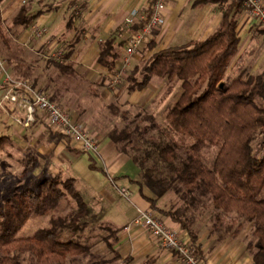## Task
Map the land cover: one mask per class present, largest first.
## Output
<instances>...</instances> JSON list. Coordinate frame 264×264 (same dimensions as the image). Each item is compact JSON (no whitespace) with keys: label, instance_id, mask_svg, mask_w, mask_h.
<instances>
[{"label":"trees","instance_id":"1","mask_svg":"<svg viewBox=\"0 0 264 264\" xmlns=\"http://www.w3.org/2000/svg\"><path fill=\"white\" fill-rule=\"evenodd\" d=\"M225 1L194 0L193 5ZM238 7L240 1L231 0L221 13L218 27L206 38L159 49L142 65L140 79L136 77L138 66H134L126 77L129 91L143 89L152 76L181 81L182 91L168 109L165 124L154 122L151 114L139 118L147 119L149 124H140L137 113L129 117L128 110L109 104L111 112L119 114L125 123L113 127L107 135L118 150L128 154L138 166L141 181L136 183L139 193L152 208L179 222L199 256L193 222L210 209L215 226L222 227L226 216L236 215L221 228L222 233H237L231 227L236 217L252 223L255 241L248 243L246 248L253 264H264V199L258 197L264 187V153L258 156L259 150L252 144L257 129L264 127V70L246 78L236 76L223 81L239 41L233 16ZM36 14L29 15L27 6L22 5L12 18V24L27 27ZM0 38H5L1 14ZM124 42L115 44L113 38L101 41L97 62L112 69ZM14 63L18 68L30 70L21 58ZM54 65L63 72L72 73L66 64L54 62ZM49 97L55 101L54 94ZM149 128H154L155 133L145 136ZM170 133L188 134L193 137V142L179 145L169 137ZM145 142L148 147L143 145ZM11 144L8 135L0 136V152ZM205 144L216 146L210 167L203 163L200 155ZM36 162L37 157L28 153L20 161V174L25 176L32 172ZM89 168L104 174L92 160ZM143 187L149 189L155 198L146 197ZM169 190L179 196L181 208L165 211L156 207L155 199ZM69 197L76 208L68 215L53 219L51 226L37 228L31 235L15 236L28 217L47 214ZM89 213L90 208L75 179L63 178L61 173L44 177L36 187L27 185L13 191L0 203V264H22L18 255L21 253H28L37 264H63L68 257L90 254L89 244L63 236L65 231L69 234L81 230ZM109 232L112 239L105 236L103 242L113 250L116 235L111 229ZM113 252L112 258L98 259L91 264H104L118 258Z\"/></svg>","mask_w":264,"mask_h":264},{"label":"crops","instance_id":"2","mask_svg":"<svg viewBox=\"0 0 264 264\" xmlns=\"http://www.w3.org/2000/svg\"><path fill=\"white\" fill-rule=\"evenodd\" d=\"M230 1L226 0L221 4L193 5L194 0H165L162 10L163 24L153 29L151 35L139 50L142 49L143 52L151 54L168 46L182 45L191 40H203L218 27L221 13ZM261 1L264 3V0ZM151 3L152 0H1L0 14L3 26L10 27L14 36L17 35L18 37L15 40L24 45L34 59H38L39 56L44 54L50 59L60 60L63 53L57 46L60 44L57 43V38L68 39L73 37L76 42L79 39L92 40L91 44L84 46L82 49L76 46L68 57L65 56V61L61 59L60 61L58 60V63L70 66L68 62L75 59L78 62L76 71L83 74L86 80L99 85V93L103 98L106 97V89L116 85V83L111 84V79L120 66L123 47H120L119 56L115 60L113 68L109 70L97 62L98 42L113 38L115 43V38L118 36L116 34L123 28L125 29V31L124 29L122 30L124 41L128 33L135 29V26H139V23L134 26H128L125 23V19L128 16H134L138 22L140 16L148 18ZM22 5L27 6L29 15L37 13L36 16L27 27L20 24L10 26L11 19L17 14ZM233 16L235 19V32L239 41L236 53L232 57L227 70H241L245 69L247 58L253 56L256 50L257 38L260 41L264 40V25L256 23L249 17L241 2L240 7L234 11ZM33 25L46 30L38 37L32 31ZM21 28H24V31H20ZM26 38H31V42L28 43ZM57 51H61L60 58H56L53 55ZM26 61H24V65H29V61ZM29 67L38 69L36 61L33 66L29 65ZM249 75H251V72ZM146 88L148 86L141 90H126L124 95L123 88L110 92L113 93L117 104H137L140 98V91H144ZM44 124L53 130L46 123V119H44ZM54 132L55 135L60 134L56 131ZM95 134L99 136L100 140L97 153L80 150L77 145L73 144L62 134L60 135L63 137H58L64 141L66 149L74 154L70 158L71 163L78 168H75V171H77L81 179L93 187L95 186L101 195H104V193L99 191L101 188L99 184L106 178H111L113 182L130 188L131 204L126 202L120 204L124 219H133L139 209H150L169 228L176 231L181 239L189 242V237L179 222L152 208L149 201L139 193V186L136 183V181H141L138 166L129 156L118 151L113 141L106 137L105 134L97 131ZM4 135H8L12 140V144L14 143L12 135L7 133ZM60 145L64 146L63 144ZM28 153L37 157V165L38 161L41 160L38 152L28 151ZM90 160L97 168H101L104 174L90 169ZM57 173H61V171ZM69 177L74 178L75 182H77L76 177ZM145 188L142 189L143 194L146 197L153 198V193L149 189L145 190ZM106 199L108 201L111 200V194H107ZM160 199L162 198L157 197L155 199L156 207L167 211L166 208L159 206ZM232 219L234 217L226 216L222 227L219 224L215 226L213 224V212L209 209L193 222V227L197 232L196 244L199 246L200 257L206 264H253L246 248L247 239L245 235L247 233L242 230L240 232L237 231L234 235L220 231ZM241 222H243V218L236 220L235 223L231 222V227H236ZM126 225H124L122 232L115 234L116 239L112 244L113 250L118 255L117 260L119 262L124 260L125 264H180L181 260L176 253L169 249L161 248L142 236L138 231L140 226L133 225L131 226L132 228H127Z\"/></svg>","mask_w":264,"mask_h":264},{"label":"rangeland","instance_id":"3","mask_svg":"<svg viewBox=\"0 0 264 264\" xmlns=\"http://www.w3.org/2000/svg\"><path fill=\"white\" fill-rule=\"evenodd\" d=\"M10 23V26L14 25L12 21H10ZM123 29L119 30V33L116 34L118 36L115 38V44H119L123 41ZM3 30L4 39L6 41L0 38V55L6 61L11 75L17 79H27L31 81L37 88L47 92L49 95L54 94L56 96L54 102L60 104L74 121L78 122L85 131L98 140V143L100 140L99 136L95 134L96 131L108 137L107 133L113 127H121L125 123V120H123L119 114L114 115L111 112L109 104H116L123 111L128 110L129 117L137 113V122L140 124H149L147 119L143 120L139 118L146 114H151L153 115L154 122L163 125L166 123L165 116L168 109L182 91L180 80L173 79L169 81L165 78L161 79L160 77L152 76V79L150 78L147 84L148 88L144 91H140V98L137 104H117L113 93L110 91L115 92L116 89L120 90L123 88L124 95L126 90H128L126 77L134 66H138L136 77L140 79L141 74L139 71L152 53L147 54L143 52L142 49L136 50L130 58L132 61L121 73L116 85L108 87L106 89V97L102 98L99 93V85L86 80L83 74L76 71L78 62L75 61V59L74 61L68 62L72 68V73L63 72L54 65V62H58L59 59L53 60L46 57L44 54L39 56L38 59H34L28 52L29 50L15 40L18 37L17 35L14 36L10 27L4 25ZM20 31H24V28H21ZM27 40L29 43L32 39L30 38ZM56 41L60 43L57 46L63 53L61 59H64V61L66 59V54L69 51H73L76 46L82 49L92 42L90 39H79L78 42H76L73 37L68 39L57 38ZM99 43L100 42H98V47L100 45ZM255 49L253 56L247 58L245 69H238L239 71L226 69L223 81H228L236 76L246 78L250 72L254 75L264 70V40L260 41L257 38ZM9 57L12 60H10ZM19 58L23 61H29L30 66H33V63L36 61L38 69L30 67V70L28 68L26 71V69L18 68L14 61ZM23 71L26 72L27 75H24ZM158 79L160 80L157 81ZM0 82V135L7 133L12 135L14 139L12 145L7 146L5 151L0 152V203L13 191L19 190L27 185L36 187L37 183L44 177L54 175L59 171H61L63 178L74 176L77 178L76 185L90 208V213L85 218L86 225L81 230L69 234L65 231L63 236L89 244L91 253L88 255L68 257L63 264H91L92 261L94 262L98 259L107 260L112 258L114 252L106 247L103 242V237L107 236L109 239H112L111 234L109 235V230L111 229L113 233L118 234L123 231V227L126 224L127 228H132L131 226L133 225L131 222L133 219H124L122 207L120 206L122 202L131 204L130 188L106 178V180H102L99 184V187L101 186L99 191H103L104 193V195H101L95 186L93 187L85 180L83 181L77 174V171H75V168H78L74 166L75 164L73 165V163H71L70 158L73 157L74 154L69 152L64 145V141L58 138L55 132L44 124V119H46L44 113L38 109L34 110L33 120L30 121L28 125L24 126L22 122L26 114L25 109L21 106H16L4 98L5 85L3 84L1 74ZM153 133H155V129L149 128L145 136ZM169 137L177 141L179 145L181 143H183L182 145H187L193 142V137L188 134L175 133L174 135L170 133ZM68 139L70 140V138ZM72 143L75 144L74 142ZM252 144L254 149L256 148L259 150L258 156H261V154L264 153V127H259L257 129ZM143 145L146 147L149 146L147 142ZM115 147L117 148L116 145ZM28 151H37L41 160L38 161L32 172L22 176L20 174V161L27 155ZM129 152L134 154L132 150H129ZM215 152L216 146L214 145L205 144L201 148L200 155L206 166L210 167L212 165ZM136 154L141 155V153H135V155ZM126 155L129 156L128 154ZM146 189L147 188H145V190ZM126 190L130 192L128 196L123 194ZM107 194H111L112 196V199L109 201L106 199ZM154 197L155 195L153 194V198ZM258 197L264 199V187L260 190ZM160 198L162 199H160V203H158L159 206L167 210H174L182 206V201L179 199V196L172 190L167 191L162 197L160 196ZM75 208L76 206L73 199L70 197L68 199H63L47 214L28 217L21 227L16 230L15 236H28L37 228L49 227L53 219L66 216ZM234 216L236 215H231L230 217ZM236 218V220L241 219L238 217ZM240 224L241 225L233 227V229L239 232L244 230L245 233H247L245 235L247 239L246 243H254L255 237L252 235V223L243 219V222ZM138 231L147 240H151L157 244V246L164 248L160 245L158 240L151 236L143 227H139ZM91 254L93 257H91ZM18 255L22 264H37L28 253H21ZM117 259L118 258L113 259L104 264H125L124 260L119 262ZM180 264H182V262H180Z\"/></svg>","mask_w":264,"mask_h":264},{"label":"built area","instance_id":"4","mask_svg":"<svg viewBox=\"0 0 264 264\" xmlns=\"http://www.w3.org/2000/svg\"><path fill=\"white\" fill-rule=\"evenodd\" d=\"M240 1L245 12L256 23L264 24V3L261 0H233ZM165 0H152L150 4V15L148 18L139 17V21L134 16H128L125 23L128 26H134L139 23L138 27L131 30L125 38L120 66L111 79V84L118 82L121 73L130 63L131 56L138 50L143 43L149 38L153 29L163 24L162 10ZM135 15V13H134ZM45 28L32 26V31L40 37ZM56 58L61 57V51L54 52ZM0 74L3 84L5 85L4 98L25 109L26 114L22 124L28 125L33 120V112L38 109L42 111L46 118V123L56 132L70 138L80 149L97 153L98 141L93 138L83 127L74 121L67 111L59 104L52 101L49 95L37 88L27 79L14 78L8 70L6 61L0 55ZM128 196L129 192H123ZM132 225L143 227L151 236L156 238L161 246L176 253L182 264H206L198 255L195 247L190 242L179 237L178 233L169 228L163 220L150 209H139L137 215L132 220Z\"/></svg>","mask_w":264,"mask_h":264}]
</instances>
